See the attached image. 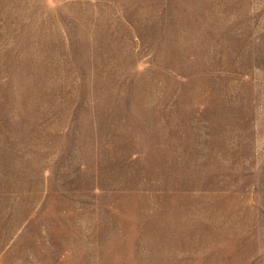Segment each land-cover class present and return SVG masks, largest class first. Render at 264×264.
Wrapping results in <instances>:
<instances>
[{"label": "rangeland", "instance_id": "374dc122", "mask_svg": "<svg viewBox=\"0 0 264 264\" xmlns=\"http://www.w3.org/2000/svg\"><path fill=\"white\" fill-rule=\"evenodd\" d=\"M0 264H264V0H0Z\"/></svg>", "mask_w": 264, "mask_h": 264}]
</instances>
